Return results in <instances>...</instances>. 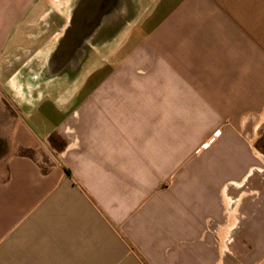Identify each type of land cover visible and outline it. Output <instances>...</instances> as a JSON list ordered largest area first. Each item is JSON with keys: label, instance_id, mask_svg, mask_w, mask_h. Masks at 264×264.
<instances>
[{"label": "crops", "instance_id": "crops-1", "mask_svg": "<svg viewBox=\"0 0 264 264\" xmlns=\"http://www.w3.org/2000/svg\"><path fill=\"white\" fill-rule=\"evenodd\" d=\"M3 103L0 264H264V0H0Z\"/></svg>", "mask_w": 264, "mask_h": 264}, {"label": "rangeland", "instance_id": "rangeland-1", "mask_svg": "<svg viewBox=\"0 0 264 264\" xmlns=\"http://www.w3.org/2000/svg\"><path fill=\"white\" fill-rule=\"evenodd\" d=\"M12 117L13 112L3 103L0 109V135L7 137L9 127L12 123Z\"/></svg>", "mask_w": 264, "mask_h": 264}, {"label": "built area", "instance_id": "built-area-1", "mask_svg": "<svg viewBox=\"0 0 264 264\" xmlns=\"http://www.w3.org/2000/svg\"><path fill=\"white\" fill-rule=\"evenodd\" d=\"M218 134H219V133H215V134L213 135V137L217 136ZM207 145H208V143L203 144V145H202V148H206Z\"/></svg>", "mask_w": 264, "mask_h": 264}]
</instances>
